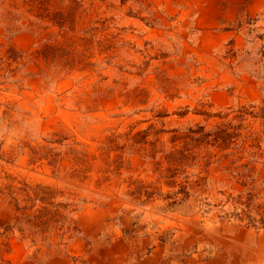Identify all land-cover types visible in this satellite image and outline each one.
I'll use <instances>...</instances> for the list:
<instances>
[{"label": "rangeland", "instance_id": "374dc122", "mask_svg": "<svg viewBox=\"0 0 264 264\" xmlns=\"http://www.w3.org/2000/svg\"><path fill=\"white\" fill-rule=\"evenodd\" d=\"M37 2L0 0V264H264V157L225 158L264 0Z\"/></svg>", "mask_w": 264, "mask_h": 264}, {"label": "trees", "instance_id": "16d2710c", "mask_svg": "<svg viewBox=\"0 0 264 264\" xmlns=\"http://www.w3.org/2000/svg\"><path fill=\"white\" fill-rule=\"evenodd\" d=\"M24 2L28 6H30L31 8H34L35 3L38 4L39 6L44 5L43 2H37V0H24ZM250 108L252 109V107H250ZM249 110L250 109L246 108V107H242L239 110V115L237 116V118L241 121V123H244L246 121L247 117L253 115V112H250ZM262 113L264 114V110H262ZM263 119H264V115H263ZM238 129L239 128H237V127H229V129H227L225 132L221 133L220 136H217L214 140L215 141H221L223 143L224 142L232 143L234 138L240 137L239 134L235 135L237 133ZM247 140H251L252 144L249 146L250 150L245 152L243 145ZM260 142H261V138L256 134L250 135L248 139L246 136H244L243 141L240 143V145H238V148L240 149V151L228 154L225 157V158H227L229 156L233 157L234 159L231 162L232 164H235L244 158H248L250 160L248 163H246L245 165L242 166L245 169V171L237 173V176H239L243 180L246 179V176H247L246 173L250 172V165L252 164V162H257L258 159H261L264 157V153H260V150H261L260 144H259ZM238 153H243V156L238 157ZM247 209H249V208H247ZM247 218L250 220V223H252V224L256 222V220L251 218V216H247Z\"/></svg>", "mask_w": 264, "mask_h": 264}]
</instances>
